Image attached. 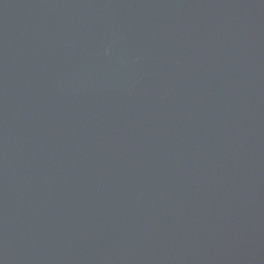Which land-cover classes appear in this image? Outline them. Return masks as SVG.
<instances>
[{
  "label": "water",
  "instance_id": "water-1",
  "mask_svg": "<svg viewBox=\"0 0 264 264\" xmlns=\"http://www.w3.org/2000/svg\"><path fill=\"white\" fill-rule=\"evenodd\" d=\"M0 264H264V0H0Z\"/></svg>",
  "mask_w": 264,
  "mask_h": 264
}]
</instances>
